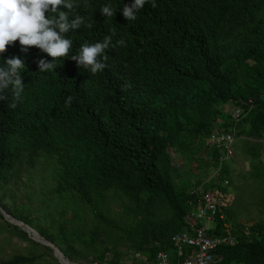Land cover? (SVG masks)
I'll use <instances>...</instances> for the list:
<instances>
[{
	"label": "trees",
	"instance_id": "trees-1",
	"mask_svg": "<svg viewBox=\"0 0 264 264\" xmlns=\"http://www.w3.org/2000/svg\"><path fill=\"white\" fill-rule=\"evenodd\" d=\"M75 2L86 23H94L66 34L73 40L70 55L105 36L125 46L106 50L108 67L95 75L70 58L40 72L38 62L52 59L46 53L35 47L21 52L18 40L6 47L0 64L13 57L24 62V92L15 109L8 107L10 91L0 100V181L17 184L19 173L41 158L54 168L56 193L93 207L90 237L107 231L110 246L90 242L69 261L119 264L121 244L149 259L166 251L175 262L170 236L187 226L196 204L192 191L201 186L220 193L233 171L226 164L233 156L220 161V152L205 146L213 129L231 132L232 151L248 161V173L264 175V0H156L135 21L122 15L133 0ZM106 4L117 10L113 18L101 14ZM224 105L238 108L239 117ZM171 150L182 157L184 172L172 165ZM180 172L186 179L177 184ZM219 209L207 233L224 234L229 224L235 242L212 250L215 264H264V219L231 222L233 213ZM13 227L21 241L39 244ZM37 257L16 253L0 264Z\"/></svg>",
	"mask_w": 264,
	"mask_h": 264
},
{
	"label": "rangeland",
	"instance_id": "rangeland-1",
	"mask_svg": "<svg viewBox=\"0 0 264 264\" xmlns=\"http://www.w3.org/2000/svg\"><path fill=\"white\" fill-rule=\"evenodd\" d=\"M224 106V111L228 112L229 106ZM233 153L232 161H226L233 171L229 175V183L223 184L224 190L218 193V199L223 209L233 213L234 218L231 222L235 220L241 224H250L264 219V175L248 173L250 171L248 161L242 160L235 150ZM200 154L202 155V152ZM260 159L264 162V145L261 147ZM39 161L32 168L23 169L19 173L17 184L12 183V178L6 183L0 181V261L16 253L25 255L34 253L38 257L29 264H60L49 245L39 242L34 246L27 243L26 239L21 241L13 225L23 230L28 238L32 236L31 231L28 230V234L23 224H15L16 221L11 218L20 219L38 235L47 236V241L51 242L66 259L76 258L75 256L80 255L82 250L89 249L90 242L96 248H109L107 231L95 241L90 237L94 221H97L92 212L93 207L82 203L76 196L56 193L53 166ZM171 163L176 169L183 170L182 172L186 170L182 164V157L175 150H171ZM190 167H194V162L190 163ZM184 179L185 175L181 172L179 176H175L177 184L179 180L181 182ZM189 180L194 181V178ZM104 204L107 206L106 202ZM104 204L98 206L99 210L105 207ZM111 206L115 210L118 207L114 201L111 202ZM210 225V222H207L206 226ZM34 235L37 236L35 233ZM36 238L43 240L44 237ZM120 245L118 248L123 259L127 257L130 249ZM106 255L110 257V253ZM63 257L62 260L66 262ZM71 262L85 264L81 260Z\"/></svg>",
	"mask_w": 264,
	"mask_h": 264
},
{
	"label": "clouds",
	"instance_id": "clouds-1",
	"mask_svg": "<svg viewBox=\"0 0 264 264\" xmlns=\"http://www.w3.org/2000/svg\"><path fill=\"white\" fill-rule=\"evenodd\" d=\"M146 4L155 8L156 0H133L130 5H124L122 15L127 21H135L137 13L142 11ZM79 5L75 0H0V54L5 53L7 46L19 41L20 51L26 53L35 47L47 56L51 62L41 59L38 62L40 72L53 71L57 61L70 58L77 66L95 75L108 67L109 56L105 51L110 47L125 46L123 39L112 45V37L105 36L102 42L83 43L76 54L70 55L73 40L67 38L70 30L86 27L91 29L93 21L86 23V17L77 13ZM61 8L66 11H62ZM116 9L110 4L101 7L104 17L113 18ZM114 34V33H113ZM24 62L16 57L4 60L0 64V100L9 99L8 107L15 109L17 102L24 92L21 72ZM127 87V85H126ZM73 97H67L66 106H70Z\"/></svg>",
	"mask_w": 264,
	"mask_h": 264
},
{
	"label": "built area",
	"instance_id": "built-area-1",
	"mask_svg": "<svg viewBox=\"0 0 264 264\" xmlns=\"http://www.w3.org/2000/svg\"><path fill=\"white\" fill-rule=\"evenodd\" d=\"M227 113L235 119L239 117V109L236 107L229 106ZM232 142L231 132L216 128L205 139V146L218 150L220 152L218 159L221 161L232 155ZM223 183L226 184V181ZM192 192L196 195V204L194 210L186 216L187 226L170 236V243L176 251L175 262L170 259L166 251L160 250L149 259L141 251L130 250L126 258H121L119 264H215L212 250L221 244H233L235 236L229 232L225 224L224 234L207 233V230L211 228L213 217L217 211H220L218 192L211 189L202 190L201 186L195 187ZM221 215L219 214V218ZM207 222L211 224L209 227L206 226ZM245 233H248L247 230ZM100 264L108 263L102 261Z\"/></svg>",
	"mask_w": 264,
	"mask_h": 264
},
{
	"label": "water",
	"instance_id": "water-1",
	"mask_svg": "<svg viewBox=\"0 0 264 264\" xmlns=\"http://www.w3.org/2000/svg\"><path fill=\"white\" fill-rule=\"evenodd\" d=\"M11 220H14V221H16V222H14L15 224H18V223H20V224H23L26 228H27V231L29 230V231H31V234H32V236L30 237L31 239H33V240H35V241H37V242H40V243H44V244H47V245H49L51 248H52V250H53V254H54V257H56V259L58 260V262L60 263V264H66L64 261H62V259L60 258V256L61 257H63L62 256V254H61V252L51 243V242H49V241H47V240H45V239H43V240H40V239H38V238H36V236L34 235V233L37 235V236H39L38 234H37V232H35L32 228H30L28 225H26L25 223H23V222H21V221H19V220H15V219H12L11 218ZM29 231H28V234H29ZM34 232V233H33ZM64 258V257H63ZM65 260H66V262H68L67 264H79V263H76V262H71V261H69L68 259H66V258H64Z\"/></svg>",
	"mask_w": 264,
	"mask_h": 264
},
{
	"label": "crops",
	"instance_id": "crops-1",
	"mask_svg": "<svg viewBox=\"0 0 264 264\" xmlns=\"http://www.w3.org/2000/svg\"><path fill=\"white\" fill-rule=\"evenodd\" d=\"M225 226H226V228H229V224H225ZM244 233H245V230H244ZM85 264H87V263H85Z\"/></svg>",
	"mask_w": 264,
	"mask_h": 264
},
{
	"label": "bare ground",
	"instance_id": "bare-ground-1",
	"mask_svg": "<svg viewBox=\"0 0 264 264\" xmlns=\"http://www.w3.org/2000/svg\"><path fill=\"white\" fill-rule=\"evenodd\" d=\"M34 233V232H33ZM37 237V236H36ZM60 258L62 259V257L60 256ZM65 260V259H64ZM63 261V260H62ZM66 261V260H65ZM66 264L68 263V262H65Z\"/></svg>",
	"mask_w": 264,
	"mask_h": 264
}]
</instances>
